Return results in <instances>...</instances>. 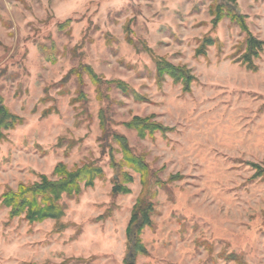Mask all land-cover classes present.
<instances>
[{
	"label": "rangeland",
	"instance_id": "1",
	"mask_svg": "<svg viewBox=\"0 0 264 264\" xmlns=\"http://www.w3.org/2000/svg\"><path fill=\"white\" fill-rule=\"evenodd\" d=\"M211 3L0 0V97L23 119L0 141V196L40 175L50 177L59 163L68 170L94 163L105 174L92 189L62 200L65 214L57 223L9 220L0 205V264H122L125 230L142 188L128 171L129 194L111 196L110 140L101 139L100 111L108 130L123 136L165 183L152 200L153 226L140 236L147 255L135 264H232L220 253L264 264V180L252 179L249 165L264 167V47L255 73L234 63L245 35L228 19L213 28ZM233 5L246 17L248 32L264 43V0ZM206 37L217 43L196 57ZM51 43L53 65L39 50ZM157 59L191 72L196 81L189 93L169 77L157 86ZM81 65L103 81L125 83L144 100L113 85L97 89L85 75L78 83L71 71ZM150 116L172 132L140 139L124 127ZM110 146L118 161L117 147ZM201 243L212 247L210 255Z\"/></svg>",
	"mask_w": 264,
	"mask_h": 264
},
{
	"label": "trees",
	"instance_id": "2",
	"mask_svg": "<svg viewBox=\"0 0 264 264\" xmlns=\"http://www.w3.org/2000/svg\"><path fill=\"white\" fill-rule=\"evenodd\" d=\"M233 4H235V0H212L208 9L209 15L212 17L211 24L213 28H216L222 20L228 19L230 23L238 26L241 33L245 35L242 44L244 45V51L242 52L238 49L236 54H241L233 61L241 65L246 71L255 73L257 71L255 61L259 59L264 43L248 32L245 22L246 17L238 13ZM68 25L69 21H66L58 25V29L64 30ZM216 43L215 39L203 38L195 52V56L205 57L207 49L216 45ZM39 50L45 62L52 65L56 63L55 45L53 43L49 47L40 46ZM71 74L77 78L78 83H81V78L85 75L97 89L101 85H106L107 88L113 85L122 94L132 95L136 101L142 102L144 100V98L130 91L128 86L121 81H103L89 66L81 65L71 71ZM165 77H169L174 84H180L184 94L190 92L191 84L196 81L186 68L173 66L164 60L157 59L155 62V82L158 87L162 85ZM97 98H101L99 92L97 93ZM49 114L48 111L43 112L42 117L46 118ZM98 117L102 133L101 139L110 140V143L117 147L116 153L121 155V158L116 161L112 153V147L107 142L108 164L114 173L110 191L111 196L117 197L129 194L127 185L131 184L132 176L128 171L138 175L142 188L141 196L136 199L125 230L127 254L122 262V264H135L138 256L147 255L140 236L145 228H152L153 226L151 217L154 212V204L152 200L157 196V191L165 187V183L156 178L155 173L149 170L142 156L133 154L127 140L123 136L111 133L108 130V120L103 111L99 112ZM22 124L23 119L11 114L3 105L0 97V141L6 138L4 132L14 130L15 127ZM124 127L135 131L140 139L149 138L152 140L157 133L165 137L167 133L172 132V129L153 122L152 116L145 118L134 117L129 122L124 123ZM249 165L254 170L252 179L264 180V167L256 164ZM104 176L102 168L94 163H87L72 170H68L65 165L59 163L55 166L50 177L40 175L36 183H21L17 185L15 190L7 189L0 196V205L8 210L9 220L22 218L29 225L40 224L45 221L57 223L65 214L66 206L62 200H71L78 197L83 189H92L95 182L102 181ZM150 189L154 190L149 194ZM201 244L208 250L210 255L212 247L206 243ZM218 257L224 262L243 264L242 259L232 253H220ZM68 262L65 261L61 264H67Z\"/></svg>",
	"mask_w": 264,
	"mask_h": 264
}]
</instances>
